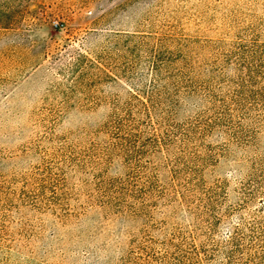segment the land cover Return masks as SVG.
<instances>
[{"label":"rangeland","instance_id":"374dc122","mask_svg":"<svg viewBox=\"0 0 264 264\" xmlns=\"http://www.w3.org/2000/svg\"><path fill=\"white\" fill-rule=\"evenodd\" d=\"M0 264H264V0H0Z\"/></svg>","mask_w":264,"mask_h":264},{"label":"trees","instance_id":"16d2710c","mask_svg":"<svg viewBox=\"0 0 264 264\" xmlns=\"http://www.w3.org/2000/svg\"><path fill=\"white\" fill-rule=\"evenodd\" d=\"M190 213V215L192 216V217H195V213H193V211L191 212V211H189ZM233 241V240H232Z\"/></svg>","mask_w":264,"mask_h":264},{"label":"built area","instance_id":"2783aa9c","mask_svg":"<svg viewBox=\"0 0 264 264\" xmlns=\"http://www.w3.org/2000/svg\"><path fill=\"white\" fill-rule=\"evenodd\" d=\"M55 27H56V28H58V27H59V25H58V24H56V25H55Z\"/></svg>","mask_w":264,"mask_h":264}]
</instances>
